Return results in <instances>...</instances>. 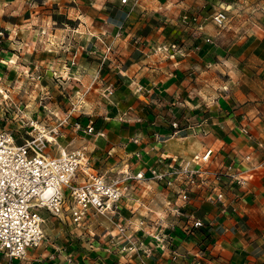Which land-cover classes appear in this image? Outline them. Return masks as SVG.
<instances>
[{
	"label": "crops",
	"instance_id": "crops-1",
	"mask_svg": "<svg viewBox=\"0 0 264 264\" xmlns=\"http://www.w3.org/2000/svg\"><path fill=\"white\" fill-rule=\"evenodd\" d=\"M210 1L0 0V129L20 130L15 111L4 112V93L25 117H64L75 106L72 120L93 119L104 137L69 126L60 144L86 147L108 176L216 152L214 185L193 188L184 215L170 212L177 196L164 184L140 182V203L126 199L119 216L92 217L84 228L50 217L43 246L20 264H264V10L226 29L208 21L202 36L180 23L188 12L209 16ZM107 44L114 50L104 60ZM232 162L255 166L246 187H229ZM215 172L225 173L221 182ZM214 186L225 191L226 210L209 200ZM191 214L205 222L195 234L178 230L169 245L143 238L139 253L120 252L115 222L129 235L142 215L180 224Z\"/></svg>",
	"mask_w": 264,
	"mask_h": 264
},
{
	"label": "built area",
	"instance_id": "built-area-1",
	"mask_svg": "<svg viewBox=\"0 0 264 264\" xmlns=\"http://www.w3.org/2000/svg\"><path fill=\"white\" fill-rule=\"evenodd\" d=\"M128 1L122 0V3ZM229 20L227 10L222 8L211 16H205L202 12L185 13L180 23L195 28V32L202 36L208 21L224 28ZM123 28L124 25L120 26L121 30ZM206 41L211 42V39L206 38ZM113 50V44H107L104 60ZM114 92L113 86H108L105 91L108 97ZM76 109L74 106L64 117L53 111H49V115L42 120L21 117L18 135L11 130L0 129V254L8 260L7 264H20L30 250L43 246L45 225L50 217L61 220L69 218L74 226L84 228L92 217L119 216L126 199L140 203V199L135 196L140 182L161 183L173 192L177 200L174 204L171 201L168 203L170 212L176 217L185 214L193 188L214 185L210 178V167L216 156L213 148H207L189 160L160 162L155 167L136 173L121 171L115 176H108L95 171L86 147L67 149L60 144L69 126L78 134L106 135L104 131L96 130L93 119L86 125L80 120H72ZM7 111L10 112L9 104ZM17 112L22 111L15 112L18 117ZM172 125L179 128L177 121ZM55 149H58L57 154L54 153ZM251 159V155L245 156L246 161L250 162ZM237 163L227 165L229 187L244 188L250 180L248 171L255 166L247 170L239 168ZM263 165L264 160L259 166ZM223 176L225 173L215 172L214 180L221 182ZM209 200L221 203L225 207L223 210L229 204L225 191L218 186L213 187ZM115 225L119 237L125 242L121 243L120 252L137 254L143 245V238L169 245L173 243L178 230L191 236L205 222L193 214L180 224L175 220L169 222L161 216L152 219L142 215L137 221L140 229L135 232L131 230L129 235L126 223L115 222ZM173 254V260L176 261L178 256L175 252Z\"/></svg>",
	"mask_w": 264,
	"mask_h": 264
},
{
	"label": "rangeland",
	"instance_id": "rangeland-1",
	"mask_svg": "<svg viewBox=\"0 0 264 264\" xmlns=\"http://www.w3.org/2000/svg\"><path fill=\"white\" fill-rule=\"evenodd\" d=\"M222 8L227 10V12L229 14V18H230L227 26L223 28V29H226V28H229V27L235 25L236 23H240L241 21H248L247 19H249V17L251 15H254L256 11L264 10V0H211L210 3H209V7L207 6V8H203V10H205L206 13L209 16H211L216 11H218L219 9H222ZM53 10H54V8H53ZM197 12H201V10L200 11L198 10ZM202 14H204V13H202ZM51 39H54L53 44L56 45L57 44L56 43L57 39H55V37H52ZM47 42L52 45V41L51 40H47ZM17 86L20 87V90H22L21 91L22 93H20L18 96L20 97L22 95H25V93H26L24 91L25 84L19 83V84H17ZM30 89L33 90L34 95L37 97V94H38V90L37 89H39V88L36 87V84H32ZM1 94H2V97H5V100H4V103H3L4 112L9 114V111H7L8 104L6 103V100L10 101L11 99L7 98V96L4 93H1ZM39 99L40 98H36L35 101H38ZM24 100H25L24 98H19V101H24ZM13 106H14V104H12V103L9 104V108L11 110L10 113H12V114H13L14 111L15 112L19 111L18 110L19 109V107H18L19 105L16 106V107H13ZM27 107H28V105L26 104L24 106V108L21 107V109L24 110ZM18 114H19V116L17 117V115H16V119L14 120V122H19L21 124V122L19 121L21 117L29 118V117H25L24 115H22L20 113H18ZM32 118L38 119L39 117L32 116ZM39 119L42 120L43 118L40 117ZM54 153L57 154L58 153V149H55Z\"/></svg>",
	"mask_w": 264,
	"mask_h": 264
}]
</instances>
